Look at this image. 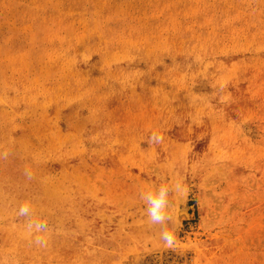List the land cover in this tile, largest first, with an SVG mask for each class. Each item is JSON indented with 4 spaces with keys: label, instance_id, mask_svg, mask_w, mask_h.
<instances>
[{
    "label": "rangeland",
    "instance_id": "374dc122",
    "mask_svg": "<svg viewBox=\"0 0 264 264\" xmlns=\"http://www.w3.org/2000/svg\"><path fill=\"white\" fill-rule=\"evenodd\" d=\"M0 264H264V0H0Z\"/></svg>",
    "mask_w": 264,
    "mask_h": 264
},
{
    "label": "clouds",
    "instance_id": "9594fccd",
    "mask_svg": "<svg viewBox=\"0 0 264 264\" xmlns=\"http://www.w3.org/2000/svg\"><path fill=\"white\" fill-rule=\"evenodd\" d=\"M152 140L159 141L160 137L153 134ZM169 187L166 185L159 186L158 190L155 188L153 190H149L142 195V199L146 202L147 205V215L152 224H160L161 228V238L165 241V243L169 246L173 243L174 237L168 231L166 225V221L169 219L166 209L168 207V195H169ZM17 215L19 217L28 218L27 229L29 233L36 234L35 235V243L41 246L46 244L41 233H45L47 231V224L33 218V211L30 206V203L25 202L22 203L19 208Z\"/></svg>",
    "mask_w": 264,
    "mask_h": 264
}]
</instances>
